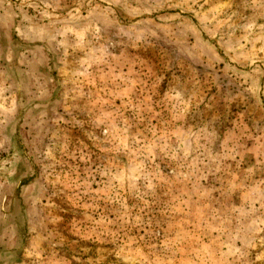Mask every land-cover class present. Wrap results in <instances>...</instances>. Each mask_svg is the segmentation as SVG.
Returning <instances> with one entry per match:
<instances>
[{
	"label": "rangeland",
	"instance_id": "374dc122",
	"mask_svg": "<svg viewBox=\"0 0 264 264\" xmlns=\"http://www.w3.org/2000/svg\"><path fill=\"white\" fill-rule=\"evenodd\" d=\"M0 264H264V0H0Z\"/></svg>",
	"mask_w": 264,
	"mask_h": 264
}]
</instances>
